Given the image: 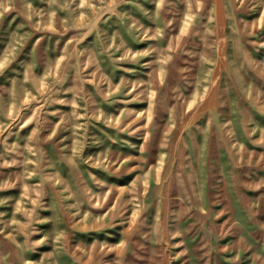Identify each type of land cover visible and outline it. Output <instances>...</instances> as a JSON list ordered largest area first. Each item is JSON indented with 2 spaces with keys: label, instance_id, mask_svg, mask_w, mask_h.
<instances>
[{
  "label": "rangeland",
  "instance_id": "obj_1",
  "mask_svg": "<svg viewBox=\"0 0 264 264\" xmlns=\"http://www.w3.org/2000/svg\"><path fill=\"white\" fill-rule=\"evenodd\" d=\"M0 264H264V0H0Z\"/></svg>",
  "mask_w": 264,
  "mask_h": 264
}]
</instances>
